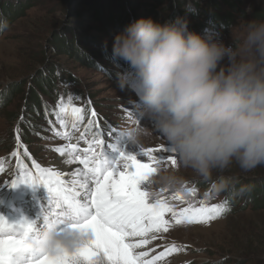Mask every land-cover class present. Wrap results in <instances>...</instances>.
Segmentation results:
<instances>
[{"label": "clouds", "instance_id": "9594fccd", "mask_svg": "<svg viewBox=\"0 0 264 264\" xmlns=\"http://www.w3.org/2000/svg\"><path fill=\"white\" fill-rule=\"evenodd\" d=\"M112 52L127 65L117 73V87L136 97L123 138L137 144L159 135L176 160L173 167L156 164L144 183L149 197L187 195L181 168L207 186L205 200L250 191L228 173L264 166V11L239 17L227 42L214 28L191 29L185 15L140 17L114 35ZM82 223L41 213L27 243L43 255H74L90 240Z\"/></svg>", "mask_w": 264, "mask_h": 264}, {"label": "rangeland", "instance_id": "374dc122", "mask_svg": "<svg viewBox=\"0 0 264 264\" xmlns=\"http://www.w3.org/2000/svg\"><path fill=\"white\" fill-rule=\"evenodd\" d=\"M17 1L25 0H0V3L3 2L6 5ZM26 1L29 6L24 13L11 18L0 31V94L7 87L18 88V92L9 96V105L3 108L0 104V196L5 200V202L0 201V213L8 217L7 214L12 215L22 210V213L26 215V220L38 221L41 213L51 212L55 207L47 188L42 183L34 185L19 183L17 188L15 186L13 189L4 183L10 181L13 175L14 178L18 177L20 169H28V163L25 161H23L25 167L20 166L19 168L18 166L20 154H23V151L15 152L16 135L14 133V141L12 133L16 131L19 133L21 125L26 121L27 116L23 113V104L29 93L31 81L40 73L43 74L46 66L50 67L49 65L54 67L59 65L55 67L56 75L63 74L67 78L76 79V81L60 80L61 87H57V90L61 94L65 92L63 94L64 105L61 100L56 103L60 110L53 111L55 115H48V120L39 123L44 129L32 135L30 143L25 144L24 148L27 153L28 150L30 151L32 158H35L32 162L39 164L42 168L56 171H59L58 166H64L67 160V155L61 156L58 149L65 148L69 143L77 144L82 150L88 147L89 143H94L96 139H104L105 147L108 143L115 142L117 134L123 139L122 130L134 119V108L131 101L136 98L131 92L121 91L117 87V77L114 71L109 70L114 68L113 65L106 63L103 66L105 69L98 65L85 66L73 57L75 56L74 51L57 54L52 48V40L55 37L60 41L69 40L70 34L79 32V35L90 40L86 44L90 48L88 50H96L92 41L98 46L112 49L113 37L119 31L103 29L98 21L90 18L89 14L94 12L92 9L110 8L114 2L119 0ZM121 1L123 4L132 3L137 10V15H144L148 9L154 10L159 7L153 0ZM70 10L71 13H69ZM101 29L104 31L102 32ZM224 39L226 42L229 40V33ZM42 57H45L44 63L38 64L37 60ZM72 90L77 92L72 94ZM43 101L50 106L45 98ZM92 103L94 105H91ZM78 105H82L83 108H93L98 115L102 116L103 120L94 118L90 120L89 126L97 128L92 136L79 130L80 126L85 123L84 118L77 119L71 114V107ZM62 108H66L67 113L61 112ZM49 120L52 126H55L54 130L48 125ZM102 124H106L105 127ZM65 129L68 135H65ZM19 139L24 140L20 136ZM160 145L167 146L159 135L152 134L143 137L137 144L129 143L128 147L130 151L138 152L140 148L156 149ZM29 155L24 154L31 162ZM155 155L163 157L162 162L168 167L174 166L171 161L167 160V157L171 155L170 151H159ZM138 158L147 160L144 156ZM77 164H69V168L74 167L77 171L83 167ZM259 171H264V166L248 173H241L234 166L228 174L243 178L244 176L253 177L252 175ZM179 174L189 181L187 187L195 190V197L175 200L173 196L176 193L163 191L158 198L162 197L177 209L187 207L188 202L196 206H199L201 201L207 205L219 204V198L204 199L205 189L194 185V183L198 184V181L190 170L181 168ZM72 179L73 177L68 181ZM155 190L158 191L159 188ZM181 195L185 194L181 193ZM166 218L171 220L169 230L167 232L161 230L156 234L155 239L149 237L148 243L138 249V251L147 253L145 259L148 260L165 252L169 247L177 249L166 254L155 264H264V257H255L256 255L264 256V210L254 212L246 208L236 214L217 217L206 224L182 223L174 226L175 221L171 218V214H166ZM35 227L36 223L34 229ZM30 250L24 254L30 259L36 260L43 255L35 249L30 248Z\"/></svg>", "mask_w": 264, "mask_h": 264}, {"label": "snow or ice", "instance_id": "6c2138e0", "mask_svg": "<svg viewBox=\"0 0 264 264\" xmlns=\"http://www.w3.org/2000/svg\"><path fill=\"white\" fill-rule=\"evenodd\" d=\"M67 111L61 109L63 113ZM83 111L82 107H71V114L77 119L83 118ZM91 115L96 117L97 114L93 110ZM65 135H68L67 129ZM128 145L117 134L115 142L106 147L101 138L82 150L75 143L58 149L61 156L67 155V164L83 166L72 173L74 178L70 183L64 178L67 174L42 168L35 162L34 172L22 168L18 177L4 182L9 187L19 183H42L55 205L48 214L80 218L83 223L78 226L90 233L88 244L76 254H45L36 260L29 259L28 264H155L177 249L169 247L151 260L145 259L147 253L138 249L148 243L149 237L155 239L161 230H169L171 223L166 214H171L178 225L206 224L228 210L226 202L207 205L201 201L199 206L188 202L187 207L179 209L162 197L153 202L144 190V183L156 164L163 160L155 153L169 149L160 145L156 149L140 148L137 152L130 151ZM139 156L147 157V160ZM167 160L173 165L176 163L172 155ZM185 197H195V190L189 188L187 195L176 193L173 199L185 200ZM34 224V221L23 219L10 223L0 216V264H14V257L30 249L27 236L34 230Z\"/></svg>", "mask_w": 264, "mask_h": 264}, {"label": "trees", "instance_id": "16d2710c", "mask_svg": "<svg viewBox=\"0 0 264 264\" xmlns=\"http://www.w3.org/2000/svg\"><path fill=\"white\" fill-rule=\"evenodd\" d=\"M158 8L152 10L148 9L146 14L137 15V10L131 4H123V1L119 0L114 2L110 8H96L92 9L90 18L98 21L103 29L111 31L117 30L119 32L123 31L125 26L140 17H152L153 19H170L173 16L185 15L189 20V27L196 31H202L207 27L216 29L223 38L229 33V26L236 22V20L243 16L245 19H250L258 13L264 11V0H153ZM28 1H17L12 4L4 5L3 2L0 3V22H5V24L13 17L21 15L24 10L28 7ZM158 10V11H157ZM71 13V10L69 11ZM101 29L103 32L104 30ZM2 31V30H0ZM90 38V37H89ZM87 38L82 37L78 33L70 34L69 40H59L56 37L52 40V48L57 54L65 53V51H74L73 57L85 66L95 67L99 66L103 69L106 63L114 66V68L109 69L117 77V73L123 71L127 65L119 57L115 56L112 49L98 46L95 44L96 50L89 48ZM55 45V46H54ZM71 48V49H70ZM72 54V53H71ZM45 57L37 60L38 64L44 63ZM50 67L46 66L43 74L33 79L31 81L29 93L25 98L23 107V113L26 114V121L21 125L19 134L24 139L25 142L30 143V137L34 134L39 133L43 130V126L39 123L48 120V115H53L54 110H56V102L61 100L63 102V94L57 90L60 80L65 81H76L75 78H67L63 74L56 75L55 65ZM20 88V87H19ZM15 89V90H14ZM14 90V91H13ZM5 91V94H4ZM71 91V90H70ZM69 91V93H70ZM18 92V88L13 87L10 89L7 87L3 89L0 96V104L4 107L9 105V96L13 93ZM77 91L72 90V94ZM132 96L135 95L132 93ZM43 98L50 103V106L44 103ZM136 98V97H135ZM3 100V101H2ZM91 105H94L93 103ZM97 106V105H96ZM83 113L87 114L89 108H83ZM93 109V108H92ZM95 110V109H94ZM96 111V110H95ZM25 116V117H26ZM16 117V116H15ZM48 125L51 123L48 121ZM239 173V172H238ZM251 176H244L240 178L238 176L239 184L249 185L250 191L242 195H232L231 193H224L219 198V203L226 202L227 211H225L220 217H224L230 214H236L239 211L249 208L250 210L256 212L259 210H264V171H259ZM255 176V177H254ZM237 184V188L239 187ZM197 187H202L206 190V186L202 183H194ZM251 252V251H250ZM251 254V253H250ZM255 255V253H254ZM264 257V256H255ZM257 261V260H256ZM258 262V261H257ZM264 262V260H263ZM262 263V262H260ZM206 264V263H201Z\"/></svg>", "mask_w": 264, "mask_h": 264}, {"label": "bare ground", "instance_id": "6f19581e", "mask_svg": "<svg viewBox=\"0 0 264 264\" xmlns=\"http://www.w3.org/2000/svg\"><path fill=\"white\" fill-rule=\"evenodd\" d=\"M63 159V158H62ZM51 165V164H50ZM78 165V164H77ZM58 170L59 172H61L62 174H67L64 178L67 179V180H70L73 175L72 173L75 172L74 170V167L73 168H69V164H65L64 166H58ZM74 178V177H73ZM6 198V196H5ZM8 201V200H7ZM19 214H17L16 216H14V218H11L10 219V223L12 222H16V221H20L22 219H24L23 217V213L21 212H18ZM26 252V251H25ZM25 252H23V254H20L19 256L17 257H14V264H22L23 262H26V259H25ZM28 258V257H27Z\"/></svg>", "mask_w": 264, "mask_h": 264}]
</instances>
